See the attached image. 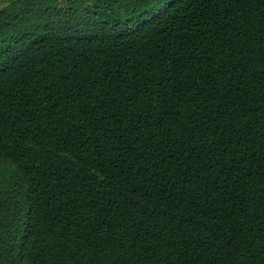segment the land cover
Segmentation results:
<instances>
[{"label": "trees", "instance_id": "1", "mask_svg": "<svg viewBox=\"0 0 264 264\" xmlns=\"http://www.w3.org/2000/svg\"><path fill=\"white\" fill-rule=\"evenodd\" d=\"M0 264H264V0H0Z\"/></svg>", "mask_w": 264, "mask_h": 264}]
</instances>
